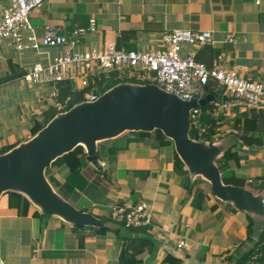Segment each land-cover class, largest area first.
Here are the masks:
<instances>
[{
    "label": "crops",
    "instance_id": "1",
    "mask_svg": "<svg viewBox=\"0 0 264 264\" xmlns=\"http://www.w3.org/2000/svg\"><path fill=\"white\" fill-rule=\"evenodd\" d=\"M91 19L95 20V32L87 35L81 48L115 41L126 50L151 51L162 48L160 37L165 31L208 30L212 32V43L192 49L200 62L210 68H233L243 77L264 83V2L257 6L254 0H46L32 13L30 22L41 38L48 25L72 31L89 28ZM229 33L234 35L233 43L226 41ZM59 52L58 48L19 52L9 45L0 50V93H12L16 86L18 91L32 92L34 101L27 113L19 112L18 121L10 129L3 128L0 121V148L7 151L29 139L35 120L40 121L43 109L51 107L46 100L49 87L26 85L21 77L4 81L5 76L17 67L26 72L28 67L46 62ZM247 111L244 107L219 111L222 134L229 131L235 115L244 116ZM127 138L134 137L126 133L98 146L100 161L111 177L107 191L92 181L81 191H56L77 209L98 218L110 217L116 204L135 205L143 196L142 202L151 205L155 220L150 236L154 249L144 264H237L239 256L251 246L246 215L233 212L224 203L212 207L215 200L211 198L202 211L194 210L185 186L174 174L173 158L165 156L151 138L124 143ZM114 147H118L116 152L106 156L107 149ZM238 151L239 165L224 171L222 179L225 184L258 193L260 190L248 181L264 176V146H242ZM130 170L151 174L143 192H126L125 173ZM9 198V193L0 197V263H117L122 233L117 235L113 229L118 225L111 231H89L53 218L43 227L38 209L32 206L27 216H19L9 206ZM122 232L129 234L124 229ZM181 237L189 242L188 251L175 248Z\"/></svg>",
    "mask_w": 264,
    "mask_h": 264
},
{
    "label": "water",
    "instance_id": "2",
    "mask_svg": "<svg viewBox=\"0 0 264 264\" xmlns=\"http://www.w3.org/2000/svg\"><path fill=\"white\" fill-rule=\"evenodd\" d=\"M215 97L207 95L185 101L156 84L119 83L94 101H82L56 114L41 130L0 154V197L15 193L26 197L42 215V226L53 218L79 229L93 231L115 227L114 223L77 209L49 183L46 170L52 163L83 147L87 162L103 173L98 146L126 133H161L174 150L191 180L208 182L213 197L238 212L264 223V189L258 193L225 184L216 161L230 148L227 138L208 142L190 137L191 112Z\"/></svg>",
    "mask_w": 264,
    "mask_h": 264
},
{
    "label": "built area",
    "instance_id": "3",
    "mask_svg": "<svg viewBox=\"0 0 264 264\" xmlns=\"http://www.w3.org/2000/svg\"><path fill=\"white\" fill-rule=\"evenodd\" d=\"M46 0H0V50L4 45L16 51L41 48H58L60 52L46 62L35 63L26 69L21 81L26 85L49 87L46 100L58 114L71 107L70 96L61 97L58 84L69 81L75 91L94 86L85 92L83 101L96 100L109 83L156 84L165 92L191 101L203 98V88L210 79L217 83V93L222 101L218 111L232 107L247 109L264 108V83L243 77L233 68H209L196 59L192 50L212 43L211 31L174 29L165 31L160 41L162 48L151 51L126 50L115 41H105L98 46L81 48L90 32H95V20L89 28H75L65 31L56 25L44 28L41 38L33 32L30 23L32 13L45 4ZM261 6L264 0H254ZM226 41L234 42V35H226ZM115 84V85H116ZM202 110L191 112V129L202 133ZM256 180L248 181L252 184ZM153 209L147 202L137 205L116 204L110 210L112 221L125 229H141L152 225ZM154 228V225L152 226ZM176 249L188 251L190 244L184 238L178 239ZM2 264V263H0ZM245 264H264L257 255L251 256Z\"/></svg>",
    "mask_w": 264,
    "mask_h": 264
},
{
    "label": "trees",
    "instance_id": "4",
    "mask_svg": "<svg viewBox=\"0 0 264 264\" xmlns=\"http://www.w3.org/2000/svg\"><path fill=\"white\" fill-rule=\"evenodd\" d=\"M7 2V0H2ZM197 59V57H196ZM198 60V59H197ZM210 68V67H209ZM10 70L11 73L5 76L6 80H16L22 77L25 73V68H18ZM3 81V80H2ZM116 83H109L106 86L105 92ZM94 83H90V86L86 89L75 91L72 89L69 81H61L58 84L60 89L61 97L70 96L71 105L80 103L83 101V95L85 92L91 90ZM217 83L210 79L207 85L203 88L204 95L215 97V99L205 106L201 107V125L203 127L202 133L191 129L190 137L195 140H201L208 142L214 139L227 138L231 146L227 149L224 154L216 161L221 173L230 169L232 166L239 165V147H263L264 146V108L259 109H248L244 116L239 114L233 118L230 129L227 133L222 134L221 127L222 122L219 117V111L217 104L222 101L217 91ZM56 111L48 107L43 109L41 120H35L33 126L30 129L31 137L34 136L39 130H41L55 115ZM134 138L125 139L124 143L142 142L146 138H151L155 141L158 146L162 149L165 156L173 158V171L177 179L180 180L187 190L188 195L191 198V206L194 210L200 212L203 210L204 204L211 198L215 200V204H222L221 201L213 197L211 187L208 182L204 181L200 177L191 180L188 170L185 168L182 161L177 156L173 142L166 138L161 131H155L154 135L146 132L128 133ZM115 140V139H114ZM105 141L103 143H108ZM118 147L108 148L106 156H111ZM6 150L0 148V154H3ZM92 176H94L92 178ZM46 177L49 183L55 190H63L67 193H72L75 190H83L89 182L96 183L102 191H107L109 183L111 182L110 174L105 170L103 173L94 169L86 160V153L83 147H77L72 152L65 154L64 156L56 159L51 167L46 170ZM151 174L145 170H130L125 173V190L129 194H134L137 191L143 192L148 179ZM259 182H253L250 184L254 189L262 190L264 188V176L257 178ZM9 206L18 211L19 216H27L30 208L33 206L29 200L20 194L9 193ZM144 200L141 196L135 201V205L139 204ZM121 202L119 204H123ZM230 207V206H229ZM233 212L237 210L230 207ZM41 218L42 215L38 214ZM246 215V214H245ZM248 219L247 225V241L251 244L238 258L237 264H245L246 261L254 255H257L261 262L264 263V224L258 226L249 215H246ZM99 218L110 221L119 226L117 229H113L117 235L122 236L119 239L122 241L120 247L118 261L116 264H144L145 257L150 255L154 249V242L152 237V226L155 224V220H152V225L147 228L141 229H130L127 230L120 223L112 221L111 217L100 216ZM122 229L129 234H123ZM95 231H111L110 228L96 229Z\"/></svg>",
    "mask_w": 264,
    "mask_h": 264
},
{
    "label": "rangeland",
    "instance_id": "5",
    "mask_svg": "<svg viewBox=\"0 0 264 264\" xmlns=\"http://www.w3.org/2000/svg\"><path fill=\"white\" fill-rule=\"evenodd\" d=\"M13 89L12 93L5 95L0 93V121L6 130L10 129L13 123L18 121L19 112L24 111L27 113L28 106L34 102L32 101L33 93H30L28 89L18 91L16 86H13ZM13 132L15 133L16 131L13 129ZM222 181L224 182L225 180L222 179Z\"/></svg>",
    "mask_w": 264,
    "mask_h": 264
}]
</instances>
